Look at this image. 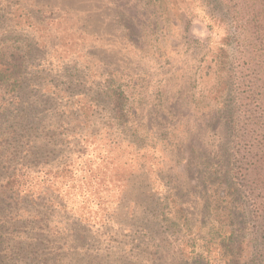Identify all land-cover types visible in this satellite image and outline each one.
Here are the masks:
<instances>
[{
	"label": "rangeland",
	"instance_id": "1",
	"mask_svg": "<svg viewBox=\"0 0 264 264\" xmlns=\"http://www.w3.org/2000/svg\"><path fill=\"white\" fill-rule=\"evenodd\" d=\"M221 14L216 0H0V47L25 54L20 87L0 91V162L56 163L52 135L88 117L86 168L101 187L83 205L82 248L61 254L67 264L218 262L200 247L213 223L215 147H225L221 162L233 155V86L218 97L220 121L199 109L216 102L211 60L226 25L209 24ZM112 87L127 97L126 122L114 118ZM68 192L57 194L71 218Z\"/></svg>",
	"mask_w": 264,
	"mask_h": 264
},
{
	"label": "trees",
	"instance_id": "2",
	"mask_svg": "<svg viewBox=\"0 0 264 264\" xmlns=\"http://www.w3.org/2000/svg\"><path fill=\"white\" fill-rule=\"evenodd\" d=\"M216 1L224 6L225 15L211 16L209 28L226 25L211 60L216 102L199 110L210 108V114L220 121L218 97L232 85L237 116L228 114L226 123L233 155L221 162L225 147H215L216 185L209 205L213 223L200 248L207 256L211 250L216 252V264H264V0ZM232 44L236 55L233 63L228 50ZM3 49L0 47V91L14 92L21 85L25 54L18 48ZM106 96L114 118L128 121L124 92L112 87ZM87 121L85 115L75 116L70 130L60 128L52 135L58 155L54 164L0 162V264H67L61 254L82 248L87 237L83 205L91 196L92 184L101 187L86 168L89 140H93L86 131ZM218 138L223 141L220 135ZM42 148L35 152L27 149L26 154L43 155ZM12 153L8 151L9 156ZM58 190L69 191L66 196L74 212L71 218L65 213L68 202L59 198ZM240 191L250 204L248 235ZM169 202L172 208L178 206L175 198ZM210 263L207 257L205 264Z\"/></svg>",
	"mask_w": 264,
	"mask_h": 264
}]
</instances>
